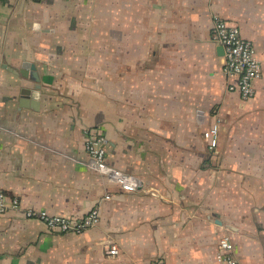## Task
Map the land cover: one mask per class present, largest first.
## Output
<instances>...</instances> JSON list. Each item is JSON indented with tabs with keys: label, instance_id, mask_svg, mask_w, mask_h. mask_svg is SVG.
<instances>
[{
	"label": "crops",
	"instance_id": "obj_1",
	"mask_svg": "<svg viewBox=\"0 0 264 264\" xmlns=\"http://www.w3.org/2000/svg\"><path fill=\"white\" fill-rule=\"evenodd\" d=\"M215 15L255 44L248 101ZM89 129L137 190L86 164ZM0 186L23 208L101 214L72 232L0 213V264H225V235L264 264V0H0Z\"/></svg>",
	"mask_w": 264,
	"mask_h": 264
},
{
	"label": "built area",
	"instance_id": "obj_2",
	"mask_svg": "<svg viewBox=\"0 0 264 264\" xmlns=\"http://www.w3.org/2000/svg\"><path fill=\"white\" fill-rule=\"evenodd\" d=\"M213 40L224 47L223 70L235 76L228 88L238 90L243 100L248 101L256 95V81L261 77L262 64L257 55L255 44L246 38L241 28L220 15H215L212 24ZM219 125L214 123L203 131V137L211 148L218 141ZM107 137L97 130L89 129L85 138V146L89 154L86 164L97 173L116 181L123 191H134L140 187L139 178L117 167L107 160ZM9 209H22L25 216L42 220L50 230L83 232L99 223L101 214L98 205L91 207L85 214L73 217L64 214H53L47 210L23 208L16 195H10L0 186V213ZM225 264H245L233 254V242L225 235L220 240ZM119 253L116 243L107 248V256L114 257ZM150 264H161L153 259Z\"/></svg>",
	"mask_w": 264,
	"mask_h": 264
},
{
	"label": "water",
	"instance_id": "obj_3",
	"mask_svg": "<svg viewBox=\"0 0 264 264\" xmlns=\"http://www.w3.org/2000/svg\"><path fill=\"white\" fill-rule=\"evenodd\" d=\"M219 49L222 50V51L224 52V47H223L222 45H219ZM32 68L35 69L34 66H33ZM37 76H38V74H37ZM37 76H36V77H37ZM37 79H38V77H37ZM36 86H37V88H41V85H40L39 83H38Z\"/></svg>",
	"mask_w": 264,
	"mask_h": 264
}]
</instances>
